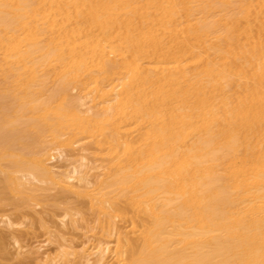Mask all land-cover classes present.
I'll list each match as a JSON object with an SVG mask.
<instances>
[{
	"label": "bare ground",
	"instance_id": "6f19581e",
	"mask_svg": "<svg viewBox=\"0 0 264 264\" xmlns=\"http://www.w3.org/2000/svg\"><path fill=\"white\" fill-rule=\"evenodd\" d=\"M0 264H264V0H0Z\"/></svg>",
	"mask_w": 264,
	"mask_h": 264
},
{
	"label": "rangeland",
	"instance_id": "374dc122",
	"mask_svg": "<svg viewBox=\"0 0 264 264\" xmlns=\"http://www.w3.org/2000/svg\"><path fill=\"white\" fill-rule=\"evenodd\" d=\"M40 230H41V229H40ZM40 230L37 232V233H38V236H39V235H40V236L38 237V236L36 235L38 238H35V237L33 238V237H32V238H33V239H32V238L30 237V238L28 239V241H27V239H25V242H24V243H26V242L33 243V240H34V244H35V245H36V243H38V241H39V242H41V243L43 242L45 245L48 246V244L45 243V240L47 239V238H46V235L43 236V235H44V234H42L43 231L41 230V232H40ZM45 238H46V239H45ZM30 239H31V240H30ZM37 239H38V241L36 242L35 240H37ZM39 239H40V240H39ZM42 239H44V240H42ZM29 240H30V241H29ZM31 241H32V242H31ZM35 242H36V243H35ZM41 243H38V244H41ZM42 245H43V244H42ZM47 246L44 247V245H43L44 251H43V248H42V250H40V253H41L42 251H43L42 253H44L45 250L48 251V249L52 248V245H51V246H48V247H47ZM49 247H50V248H49Z\"/></svg>",
	"mask_w": 264,
	"mask_h": 264
}]
</instances>
